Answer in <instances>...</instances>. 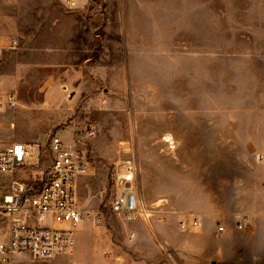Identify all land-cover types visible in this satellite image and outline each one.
Returning <instances> with one entry per match:
<instances>
[{
  "label": "rangeland",
  "instance_id": "374dc122",
  "mask_svg": "<svg viewBox=\"0 0 264 264\" xmlns=\"http://www.w3.org/2000/svg\"><path fill=\"white\" fill-rule=\"evenodd\" d=\"M6 34L22 46L0 62V101L18 102L0 109V145L30 155L0 199L13 181L38 189L53 136L90 160L72 254L20 264H264V0H10ZM124 160L165 221L111 213Z\"/></svg>",
  "mask_w": 264,
  "mask_h": 264
},
{
  "label": "built area",
  "instance_id": "2783aa9c",
  "mask_svg": "<svg viewBox=\"0 0 264 264\" xmlns=\"http://www.w3.org/2000/svg\"><path fill=\"white\" fill-rule=\"evenodd\" d=\"M10 0H0V5ZM71 9L77 7V0H63ZM22 39L16 34L0 35V62L4 55L17 51ZM18 107L14 94H8L0 101V109ZM89 136H95L93 132ZM81 140L67 143L59 136H53L50 143L51 165L34 190L21 181H13L8 192L0 199V212L10 216L6 240L0 241V264H20L21 261L44 263L58 257L71 255L76 247V232L87 217L80 206L78 180L85 176L90 167L87 149L81 147ZM30 155L28 146L14 143L0 145V175L13 174L26 164ZM264 163V158L263 161ZM116 183L120 191L111 205V213L132 220L150 221L158 214L159 221H165L163 206L149 207L137 181V165L132 160L120 161ZM250 225L246 220L239 227ZM201 226V218L194 216L190 221H180L182 231ZM219 233L225 232L219 227Z\"/></svg>",
  "mask_w": 264,
  "mask_h": 264
},
{
  "label": "crops",
  "instance_id": "0c3cea01",
  "mask_svg": "<svg viewBox=\"0 0 264 264\" xmlns=\"http://www.w3.org/2000/svg\"><path fill=\"white\" fill-rule=\"evenodd\" d=\"M63 135H67L68 138H71L72 139V135L69 133V131H64V134ZM63 140L65 142H67L64 138H63ZM71 141H73V140H71ZM16 143H20V144H23V145H26L27 146V144H25L23 141H19V142H16ZM80 179L81 178H79V180H78V186H79V183H80Z\"/></svg>",
  "mask_w": 264,
  "mask_h": 264
},
{
  "label": "clouds",
  "instance_id": "9594fccd",
  "mask_svg": "<svg viewBox=\"0 0 264 264\" xmlns=\"http://www.w3.org/2000/svg\"><path fill=\"white\" fill-rule=\"evenodd\" d=\"M81 6H86L88 3V0H80Z\"/></svg>",
  "mask_w": 264,
  "mask_h": 264
}]
</instances>
